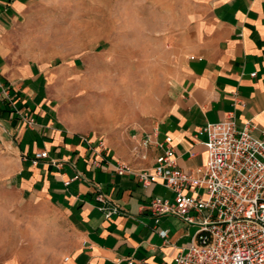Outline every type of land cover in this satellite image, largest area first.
Instances as JSON below:
<instances>
[{
	"label": "crops",
	"instance_id": "crops-1",
	"mask_svg": "<svg viewBox=\"0 0 264 264\" xmlns=\"http://www.w3.org/2000/svg\"><path fill=\"white\" fill-rule=\"evenodd\" d=\"M24 3L0 0V80L17 109L32 114L35 124H26L0 98V140L12 151L7 183L32 204L42 202L47 229L28 250L0 253V264L168 261L193 232L175 214L155 217L149 211L148 198L170 196V190L159 179L142 185L132 172L95 165L92 147L97 149L95 142L102 139L110 158L134 169L149 168L159 149L153 144L133 149L131 134L156 128V139L170 136L176 163L192 168L206 156L197 128L227 110L237 122H253V133L259 135L264 129V0H193L180 34L168 33L161 48L162 69L154 79L162 88L153 95L156 101L133 109L120 106L124 114L115 120L118 124L111 121L98 129L59 120L42 71L16 55L8 35ZM40 149L46 156L33 162L32 153ZM94 190L118 211L104 217Z\"/></svg>",
	"mask_w": 264,
	"mask_h": 264
},
{
	"label": "rangeland",
	"instance_id": "rangeland-1",
	"mask_svg": "<svg viewBox=\"0 0 264 264\" xmlns=\"http://www.w3.org/2000/svg\"><path fill=\"white\" fill-rule=\"evenodd\" d=\"M192 7L193 0H25L8 37L18 58L42 71L56 117L98 129L124 114L120 106L156 101L161 48ZM11 155L0 140V253L28 250L47 229L42 202L7 183Z\"/></svg>",
	"mask_w": 264,
	"mask_h": 264
},
{
	"label": "built area",
	"instance_id": "built-area-1",
	"mask_svg": "<svg viewBox=\"0 0 264 264\" xmlns=\"http://www.w3.org/2000/svg\"><path fill=\"white\" fill-rule=\"evenodd\" d=\"M0 98L26 124H35L32 114L17 109L2 80ZM253 128L249 119L237 122L232 110L220 119L205 121L197 128L203 135L205 160L192 168L176 163L170 136L156 139V128L143 130L140 136L131 134L133 149L149 144L159 149L149 168L134 169L126 161L110 158L102 139L95 142L97 149L91 146L95 165L111 166L117 173L132 172L142 185L159 179L170 190V196L148 198L146 205L153 216L171 213L193 226L190 241L168 261L139 259L137 264H264V129L256 135ZM44 156L46 150L40 149L31 158L35 162ZM93 197L104 217L118 211L100 191L94 190Z\"/></svg>",
	"mask_w": 264,
	"mask_h": 264
}]
</instances>
